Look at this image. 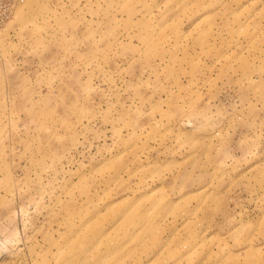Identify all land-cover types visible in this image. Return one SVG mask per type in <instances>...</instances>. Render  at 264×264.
Returning <instances> with one entry per match:
<instances>
[{"label":"rangeland","instance_id":"374dc122","mask_svg":"<svg viewBox=\"0 0 264 264\" xmlns=\"http://www.w3.org/2000/svg\"><path fill=\"white\" fill-rule=\"evenodd\" d=\"M0 264H264V0H0Z\"/></svg>","mask_w":264,"mask_h":264},{"label":"built area","instance_id":"2783aa9c","mask_svg":"<svg viewBox=\"0 0 264 264\" xmlns=\"http://www.w3.org/2000/svg\"><path fill=\"white\" fill-rule=\"evenodd\" d=\"M8 18H9V14H6V15H5V14L0 15V20L3 21V22H4L5 20H7Z\"/></svg>","mask_w":264,"mask_h":264}]
</instances>
